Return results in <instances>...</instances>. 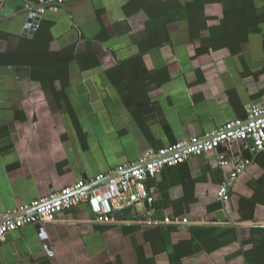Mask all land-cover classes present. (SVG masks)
Returning <instances> with one entry per match:
<instances>
[{
	"label": "crops",
	"instance_id": "1",
	"mask_svg": "<svg viewBox=\"0 0 264 264\" xmlns=\"http://www.w3.org/2000/svg\"><path fill=\"white\" fill-rule=\"evenodd\" d=\"M38 4L0 7V215L264 106V0ZM221 153L251 160L224 202ZM143 188L123 223L80 204L13 232L0 264H264V151L235 142Z\"/></svg>",
	"mask_w": 264,
	"mask_h": 264
},
{
	"label": "built area",
	"instance_id": "2",
	"mask_svg": "<svg viewBox=\"0 0 264 264\" xmlns=\"http://www.w3.org/2000/svg\"><path fill=\"white\" fill-rule=\"evenodd\" d=\"M4 1L0 0V7ZM69 1L72 0H39L38 11L45 13L47 10H58ZM235 142L241 143L253 155L264 151V106L252 107L245 120L227 123L200 137L181 140L113 171L90 180L78 181L61 191L35 199L15 213L0 215V242L25 226L57 222L60 212L80 204H87L99 223H123L118 218L120 211L132 206L135 208L145 199L152 202L143 188L146 181L155 179L166 168L186 163L194 157L217 151ZM219 164L233 165V170L225 177L218 193V200L224 202L230 199L231 188L251 165V160L241 155L228 157L221 153ZM166 223L172 222L167 219Z\"/></svg>",
	"mask_w": 264,
	"mask_h": 264
},
{
	"label": "water",
	"instance_id": "3",
	"mask_svg": "<svg viewBox=\"0 0 264 264\" xmlns=\"http://www.w3.org/2000/svg\"><path fill=\"white\" fill-rule=\"evenodd\" d=\"M135 211V208L132 206V207H128L122 211H120L118 213L119 216H122V217H125V216H130L133 214V212Z\"/></svg>",
	"mask_w": 264,
	"mask_h": 264
},
{
	"label": "trees",
	"instance_id": "4",
	"mask_svg": "<svg viewBox=\"0 0 264 264\" xmlns=\"http://www.w3.org/2000/svg\"><path fill=\"white\" fill-rule=\"evenodd\" d=\"M230 47H233V46H230Z\"/></svg>",
	"mask_w": 264,
	"mask_h": 264
}]
</instances>
